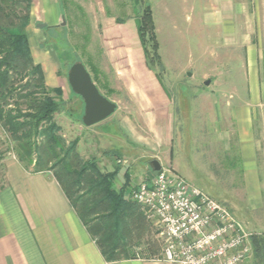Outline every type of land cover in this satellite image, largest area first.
Returning a JSON list of instances; mask_svg holds the SVG:
<instances>
[{"label": "rangeland", "instance_id": "rangeland-1", "mask_svg": "<svg viewBox=\"0 0 264 264\" xmlns=\"http://www.w3.org/2000/svg\"><path fill=\"white\" fill-rule=\"evenodd\" d=\"M201 3L200 0H56L54 7L45 5V13L38 14L30 40L43 55L40 64L45 80L46 76L49 79L53 76L63 89L53 119L61 127L58 134L65 146L78 140L75 150L81 160L95 158L102 171L110 172L115 169V157L122 161L127 154H139L143 146L140 143L152 144L157 151L146 158L142 167L146 165L151 171V161L157 160L161 169L168 170L167 174L179 173L189 186L229 208L248 230L255 231L253 236L264 237V54H236V48L226 46L227 40L216 39L218 32H211L203 23ZM147 6L152 12L159 60L153 54L148 33L145 35L148 56L137 33ZM39 23L46 25L40 28ZM244 59L247 66L256 60L258 71L242 70ZM76 61L84 64L99 91L117 105L118 110L97 125L82 123L83 100L70 90L67 82L68 69ZM253 77L258 79L255 88L248 84ZM206 80H210L208 85ZM132 95L152 100L164 97L169 115L161 116L156 126L152 125L153 120L133 115L130 121L137 128L135 138L139 142L135 141L134 149L127 151L126 142L131 146L129 137L118 122L120 112L128 114ZM243 107L246 118L252 120L250 130L257 164L254 172L259 182L256 188L246 181L244 184L239 148L233 146L238 144V119L234 112L242 111ZM222 132L229 134L232 145L229 153L222 154L226 146H210L215 151L210 154L206 145H221ZM161 144L165 146H157ZM13 146L0 127V151L13 150ZM171 150L178 173L171 158L168 159ZM131 162L127 160L125 165L131 167ZM125 172L117 173L114 186L118 189L124 184V194L128 196L129 191L146 180L141 169L134 173L142 175V181L132 179V183L128 170ZM252 187L257 200L250 193ZM142 216L126 248L135 251L136 246L142 252L148 244L159 254L162 251L159 231L144 212ZM251 239V253L246 261L253 264L256 259V263L264 264L263 259L254 257Z\"/></svg>", "mask_w": 264, "mask_h": 264}, {"label": "crops", "instance_id": "crops-1", "mask_svg": "<svg viewBox=\"0 0 264 264\" xmlns=\"http://www.w3.org/2000/svg\"><path fill=\"white\" fill-rule=\"evenodd\" d=\"M55 1H32L30 23L26 27V33L32 55L39 63H42V54L37 52L35 43L31 42L30 30L38 19V14L45 13L44 6L54 7ZM200 1H202L200 5L203 11V23L211 32L212 30L218 32L216 39L227 40L226 46L236 48V54L244 56L264 54V0ZM58 16L59 13L54 15L55 18ZM241 66L242 70L258 71L259 69L256 60L249 62L247 66L244 59ZM45 82L49 87H60L53 76H50V79L46 76ZM248 84L255 88L258 85V79L250 78ZM251 96L254 101L255 95ZM131 102L133 106L131 105L128 109L135 112H131L132 114L129 110L126 111L128 114L120 112L118 122L119 127L129 137L131 146L126 142L127 151L134 149L135 141L139 142L135 138L138 135L137 128L130 120L137 116L138 119L153 120L152 125L156 126L159 118L167 114L166 110L169 108L168 101L164 97L152 100L148 96L132 95ZM245 109L243 107L242 111H233L235 118L238 119V144L233 146L239 148V155L243 162L241 176L244 184L246 181L247 185L251 184L256 188V184L259 183L258 175L254 172L257 170L256 145L250 130L252 120L246 118ZM221 137V145L213 143L206 145L209 146L207 151L210 154L215 152L210 146H226L222 154L229 153L231 149L229 146H232L229 144V134L222 132ZM139 145H143L139 154H127L122 161L115 157L117 161L114 168L118 167L119 174L122 175L128 170L130 183L132 179L142 181V175L134 173L140 169L144 172L143 180L148 181L153 176L148 167L146 165L142 167V164L146 158L155 154L157 148L152 144L140 143ZM167 155L168 159L171 158L173 161V169L178 173L173 151L171 150ZM127 160L132 161L131 167L125 165ZM132 168L135 170L133 171ZM255 188L252 187V191L250 189L254 198L256 197ZM248 201L250 202V199ZM136 248L140 247L135 246L134 250ZM143 248L142 252L138 249L133 251L134 257L107 260L101 253L95 238L91 236L71 206L52 172L33 171L32 165L25 166L13 151L8 149L0 151V264H173L161 259L160 256L148 257L150 248L148 244ZM246 260L239 264H251ZM255 261L256 259L252 263L258 264Z\"/></svg>", "mask_w": 264, "mask_h": 264}, {"label": "trees", "instance_id": "trees-1", "mask_svg": "<svg viewBox=\"0 0 264 264\" xmlns=\"http://www.w3.org/2000/svg\"><path fill=\"white\" fill-rule=\"evenodd\" d=\"M32 1L0 0V127L14 143L11 151L19 161L27 167L32 165L33 171L52 172L107 260L134 257L135 253L126 248L127 241L142 221L143 210L125 196L124 184L115 188L118 167L104 172L95 158L81 160L75 150L78 140L65 146L58 134L61 127L53 116L62 101L63 89L46 84L43 68L32 56L26 33ZM137 33L147 56L148 33L153 54L159 60L149 6L143 11ZM251 238L254 257L264 260V237ZM147 254L160 256L152 248Z\"/></svg>", "mask_w": 264, "mask_h": 264}, {"label": "built area", "instance_id": "built-area-1", "mask_svg": "<svg viewBox=\"0 0 264 264\" xmlns=\"http://www.w3.org/2000/svg\"><path fill=\"white\" fill-rule=\"evenodd\" d=\"M161 169L127 196L158 229L161 259L173 264H239L254 232L229 208Z\"/></svg>", "mask_w": 264, "mask_h": 264}, {"label": "water", "instance_id": "water-1", "mask_svg": "<svg viewBox=\"0 0 264 264\" xmlns=\"http://www.w3.org/2000/svg\"><path fill=\"white\" fill-rule=\"evenodd\" d=\"M46 24L39 23L40 28ZM67 82L72 92L77 94L84 103V112L81 118L85 126L94 125L108 116H110L117 108L115 102L105 97L94 83L90 73L80 61L74 62L68 69ZM210 80H206L208 85ZM161 165L157 160L151 161L150 173H160Z\"/></svg>", "mask_w": 264, "mask_h": 264}]
</instances>
